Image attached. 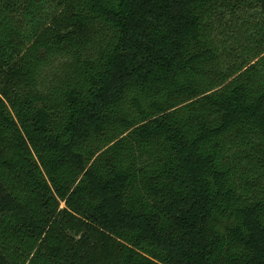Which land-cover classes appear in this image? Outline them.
I'll return each instance as SVG.
<instances>
[{
	"label": "trees",
	"instance_id": "16d2710c",
	"mask_svg": "<svg viewBox=\"0 0 264 264\" xmlns=\"http://www.w3.org/2000/svg\"><path fill=\"white\" fill-rule=\"evenodd\" d=\"M0 264H264V0H0Z\"/></svg>",
	"mask_w": 264,
	"mask_h": 264
},
{
	"label": "rangeland",
	"instance_id": "374dc122",
	"mask_svg": "<svg viewBox=\"0 0 264 264\" xmlns=\"http://www.w3.org/2000/svg\"><path fill=\"white\" fill-rule=\"evenodd\" d=\"M241 16L244 17V18H248V19H250L252 21H254L255 19L261 17L258 9H255L253 11L249 10L247 12H244Z\"/></svg>",
	"mask_w": 264,
	"mask_h": 264
}]
</instances>
